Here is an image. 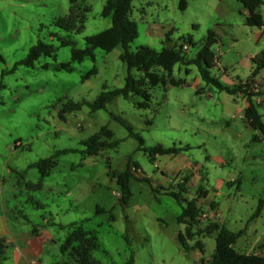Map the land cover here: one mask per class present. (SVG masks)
Returning a JSON list of instances; mask_svg holds the SVG:
<instances>
[{"label":"rangeland","instance_id":"374dc122","mask_svg":"<svg viewBox=\"0 0 264 264\" xmlns=\"http://www.w3.org/2000/svg\"><path fill=\"white\" fill-rule=\"evenodd\" d=\"M105 2L77 0L80 8L90 6L84 28L66 31L54 22L69 14L71 0H0V208H10L14 223L13 215L19 214L24 226L38 228L47 220L53 239L64 240L73 223L96 232L99 247L93 257L99 264H124L132 251L136 264H207L215 249V233L189 240L190 245L201 241L203 251L185 250L168 236L183 207L195 198L201 213L209 215L207 221L200 219L201 226L220 222L222 214L229 229H246L251 241L262 237L264 212L250 217L259 199H264V141H252L260 132L227 112L236 108L232 96L208 84L197 65L176 64L171 77L182 84L150 87L147 108L138 106L145 99L142 95L131 94L114 98L104 109L92 111L84 105L60 116L68 101L93 102L103 90L125 85L128 66L119 58L121 46L110 52L98 47L94 59L72 60L73 47L84 48L86 36L111 26V17L102 16ZM186 2L181 8L180 0H134L132 18L139 33L131 50L140 45L161 50L192 38L194 44L185 52L195 57L213 30L218 41L212 49L220 57V65H212L211 74L222 83L229 77L243 79L246 70L238 63V52L255 48L254 40L234 42L233 30L242 29L246 16L243 4L237 0ZM56 34L71 44L61 45ZM38 40L53 44L54 56L42 55L33 66L17 64ZM93 68L96 73L87 77ZM132 73L142 76L137 69ZM259 109L264 112L263 106ZM103 126L113 132L110 141L119 140L115 147L95 155L81 151L62 154L41 187H29L41 179L34 163L58 150H83L82 141ZM136 134L144 140V147L161 144L186 150L151 160L147 151L139 149ZM129 159L138 165L135 175L149 180L131 179L132 197L124 206L120 186L108 174V166L123 171ZM238 174L240 188L235 180ZM178 183H184L185 190ZM201 186L205 193H200ZM98 206L105 211L98 213ZM52 253L51 259H55L54 248Z\"/></svg>","mask_w":264,"mask_h":264},{"label":"trees","instance_id":"16d2710c","mask_svg":"<svg viewBox=\"0 0 264 264\" xmlns=\"http://www.w3.org/2000/svg\"><path fill=\"white\" fill-rule=\"evenodd\" d=\"M134 0H106L103 9L102 16L111 17L112 24L110 27L102 30L101 32L89 35L85 37L86 46L84 48L72 49V60L81 61L85 57L95 58V48H101L107 52L112 51L118 46L122 47V52L119 58L125 62L128 66V74L126 82L123 87L104 89L93 102L88 101H68L63 104L60 111V116L63 118L64 113H70L80 110L84 105H88L92 111L106 108L107 104L118 96L128 98L131 94L142 95L145 99L138 103L141 108H147L150 101V93L148 89L158 84L166 85L168 82L173 85H181V80H176L172 75L173 68L178 63L195 64L197 65L201 77L208 83L216 86L220 91H225L229 94H237L238 92L244 93L248 100L249 105L245 110V118L248 123L261 133V136H254L253 140L264 139V121L262 115L258 110V105L254 102L256 93L250 90L251 82L253 78L264 69V49L258 52L252 61L255 64V68L251 77L245 82L236 84L233 86L225 85L220 82L216 76H213L210 72V67L214 65L216 58L215 52L212 49V45L218 41V38L213 30H209L208 36L202 43V46L195 57H189L185 50L182 48V43L174 45H165L161 50H157L149 45H140L136 50H131V43L138 36V23L132 18V4ZM241 2L244 8L247 10L246 24L249 26H262L264 19L259 12L260 6L264 5V0H237ZM77 0H71V6L69 14L66 17H60L54 22V24L66 31H81L84 28L86 21V13L90 11V6L80 8L76 6ZM187 5L186 0H180L179 6L184 8ZM58 36L61 45H69L71 41L69 39ZM183 39V37L181 38ZM166 40H169L167 38ZM184 43L193 45L192 38L183 39ZM55 47L51 43H47L43 40L32 45L29 49L28 55L20 60L17 64H24L27 66H33L34 62L40 56H54ZM0 61H3V57L0 55ZM69 64H62V67L68 68ZM132 69H137L142 72V76L137 78ZM161 70V71H160ZM96 73V69L93 68L87 77ZM261 94V92H260ZM123 124L134 135L132 128L129 124L123 122ZM141 142L139 149H143L148 152L151 160H155L157 155L172 154L176 155L186 150V147H164L159 144L153 147H144V140L136 134ZM113 132L107 127L103 126L98 132L92 134L86 140L82 141L85 146L83 150L68 148L56 151L52 156L41 159L34 163L32 166L37 167L41 173V179L36 184H29L31 188H40L42 180L50 174L52 169L57 165V158L62 154L69 152L81 151L85 155H95L102 149L115 147L119 140H111ZM134 166L138 167L135 162L129 159L126 168L123 171H116L108 166V174L115 178L121 189L120 202L124 206H128L132 197L130 189L131 179L136 180H149L147 177L138 178L135 175ZM186 181L189 178L186 176ZM241 183L240 180L237 181ZM178 187L181 190H185L184 183H178ZM200 193H205L204 188L200 187ZM170 194L178 196L179 193L171 191ZM215 208V205H212ZM264 209V199H259L257 208L252 214V219L261 215ZM105 209L97 207V212H104ZM201 208L198 205V199H191L187 202V205L183 207L181 213L177 216V222L184 224L185 229L180 231L178 239L181 246L188 250L190 248L204 249L201 241L190 245L189 240L196 236H206L215 233V249L208 259L207 264H264V252L261 253H246L238 251L235 248V243L240 236L245 232L244 229L234 231L229 229L225 224L219 222L209 221L205 225H200ZM27 219V217H26ZM55 224V223H54ZM73 229L65 237L61 243V253L64 255L65 260L58 264H99V262L93 257V252L99 247L98 237L96 232L87 231L82 226H77L76 223L71 224ZM61 227H63L61 225ZM264 248V244L262 245ZM0 258H5L2 245L0 243ZM124 264H136V258L134 251L131 252L129 258Z\"/></svg>","mask_w":264,"mask_h":264},{"label":"crops","instance_id":"0c3cea01","mask_svg":"<svg viewBox=\"0 0 264 264\" xmlns=\"http://www.w3.org/2000/svg\"><path fill=\"white\" fill-rule=\"evenodd\" d=\"M263 6L264 5L260 6L258 10L262 14L264 19V9H262ZM245 14L247 16L246 9H245ZM246 16L245 19H243L241 22L242 29L236 33L233 30L234 42L238 44L239 42L254 40L255 48L250 49L248 52H238V56L240 59L238 63L244 65V69L246 70L244 72L245 77L243 79H240L239 76H237V78L234 79L233 77L228 76L229 80H227L226 83H224L225 85L228 86L245 83L251 77L252 72L255 68V64L252 61V57H254L262 49H264V24L262 26H249L246 24ZM246 26H248V28ZM216 58L218 60V65H220V61H219L220 57L216 55ZM254 79L259 80L262 91L261 94L255 96L253 100L258 105L257 106L258 110L262 115V120L264 121V112L259 109V106L264 107V69H262L253 78V80ZM229 95L232 96L233 99L231 100L236 104V108L235 110L227 109V112L229 113L232 112L231 114L232 117L243 119L245 123L252 130L257 131L254 128H252V126L248 123V121L245 118V110L249 105V100L247 96L242 92H238L237 94H229ZM255 135L261 136V133L254 134L253 137ZM253 137H252L253 142L264 141V139H258L254 141ZM166 155L170 156L172 154H166ZM158 157L159 155L155 157V161H157ZM186 167L191 168V164H187ZM160 173L164 175L163 174L164 170L160 169ZM235 180L241 181V183L239 184V188H240L242 185L240 174L237 175V178ZM9 212H10V208H7L6 206L2 205V208H0V243L3 248L5 258L3 259L0 258V264H32L34 260H37L38 264H58L65 260V257L61 253V249H60L61 243L64 240L61 238H59V240L58 238L53 239L54 236L47 229V225H49V222L47 223V220H44L41 226L38 228L36 226L33 227L24 226L22 225V222H20L19 220L20 217L19 214L13 215V217L15 218V223H14L12 222L13 220L9 217L8 214ZM263 212L264 209L260 216H262ZM220 215H221V221L219 223H223L222 214ZM26 220L29 223H31L30 222L31 220H29V218H27ZM183 230H184V225L177 222L176 227L173 229V231L168 233V236L170 238H175L179 242L178 234L180 231ZM244 230H245L244 234L240 236L236 241L234 245L235 248L238 251L246 252V253L264 252V248H262V245L264 244V231L262 232L263 234L262 237L260 238L256 237L255 240L251 241L247 237L246 229ZM254 232L256 233L257 230L254 229ZM242 239L243 242L240 241ZM52 244L54 246H52ZM53 248H54V255L56 257L55 259H51L50 257ZM58 250L60 251L61 255H58Z\"/></svg>","mask_w":264,"mask_h":264},{"label":"built area","instance_id":"2783aa9c","mask_svg":"<svg viewBox=\"0 0 264 264\" xmlns=\"http://www.w3.org/2000/svg\"><path fill=\"white\" fill-rule=\"evenodd\" d=\"M189 45L190 44H188V43H183L182 44V48L187 51L189 49ZM214 63H218L217 58H216V60H215ZM250 90L252 92L256 93L257 94L256 96L260 95V92H261V84H260L259 80H257V79L252 80ZM208 216H209L208 213L202 212L200 214V219L203 220V221H205V220L207 221L208 218H209ZM215 222H217V221H215ZM32 264H38V261L37 260H34L32 262Z\"/></svg>","mask_w":264,"mask_h":264}]
</instances>
